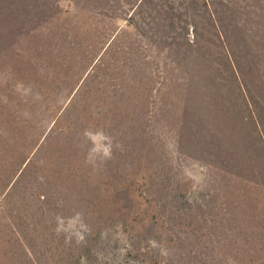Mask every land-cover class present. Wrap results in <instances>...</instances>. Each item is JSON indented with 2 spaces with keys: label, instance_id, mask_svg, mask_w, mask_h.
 Segmentation results:
<instances>
[{
  "label": "rangeland",
  "instance_id": "obj_1",
  "mask_svg": "<svg viewBox=\"0 0 264 264\" xmlns=\"http://www.w3.org/2000/svg\"><path fill=\"white\" fill-rule=\"evenodd\" d=\"M203 2L0 0V264H264V0Z\"/></svg>",
  "mask_w": 264,
  "mask_h": 264
},
{
  "label": "clouds",
  "instance_id": "obj_2",
  "mask_svg": "<svg viewBox=\"0 0 264 264\" xmlns=\"http://www.w3.org/2000/svg\"><path fill=\"white\" fill-rule=\"evenodd\" d=\"M91 147L85 157V163L93 167H101L113 157V139L106 135L102 130L88 131L84 133ZM56 225L54 231L57 235L65 234L66 240L70 239V234L82 238V230H86V225L83 222L82 214L74 213L72 217L64 218L59 215L55 216ZM151 248H158L160 255L167 256L166 248L158 244L157 241L150 239L148 241Z\"/></svg>",
  "mask_w": 264,
  "mask_h": 264
},
{
  "label": "trees",
  "instance_id": "obj_3",
  "mask_svg": "<svg viewBox=\"0 0 264 264\" xmlns=\"http://www.w3.org/2000/svg\"><path fill=\"white\" fill-rule=\"evenodd\" d=\"M205 5H207V0H204V2H203ZM210 15H211V17L212 16H214V13L212 12H210ZM213 20V22H216V19H212ZM130 23V22H129ZM214 26H216V25H214ZM216 28V27H215ZM216 32H217V34H218V36H219V38L221 37V33L219 32V30L218 29H216ZM223 49L225 50V53L227 54V56H228V60H227V64H228V66H229V69H230V72L234 75V77L236 76V77H238V75H239V71H238V69H237V67H236V64L233 62V60L234 59H231V56H230V54H229V50H228V47H223ZM239 88H242V86H241V84L239 85Z\"/></svg>",
  "mask_w": 264,
  "mask_h": 264
}]
</instances>
